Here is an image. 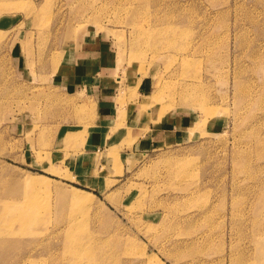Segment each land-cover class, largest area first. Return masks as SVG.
<instances>
[{
	"label": "rangeland",
	"instance_id": "1",
	"mask_svg": "<svg viewBox=\"0 0 264 264\" xmlns=\"http://www.w3.org/2000/svg\"><path fill=\"white\" fill-rule=\"evenodd\" d=\"M83 57L122 79L96 151ZM23 204L0 264H262L264 0H0V221Z\"/></svg>",
	"mask_w": 264,
	"mask_h": 264
},
{
	"label": "crops",
	"instance_id": "2",
	"mask_svg": "<svg viewBox=\"0 0 264 264\" xmlns=\"http://www.w3.org/2000/svg\"><path fill=\"white\" fill-rule=\"evenodd\" d=\"M83 58L85 59L80 60L82 61L81 63L80 61L73 62L70 67H66L64 74L66 80H64L62 85L69 88L68 90L72 92H81L83 87L88 88V91L94 93L97 98L101 107V118L105 123L95 134V139H92L90 145H88L90 150L96 151V149H101L102 145L112 137H108V133H111L112 130L118 127L119 98L122 94L120 91L122 82H120V80L122 79L118 77L112 78L110 71H105L106 69L101 65L100 61H89L86 60V57ZM75 59H77V57ZM106 60L107 59H105V62ZM93 66H95V70L97 68V70L100 69L101 71H94ZM174 124V122H170L169 126H161L159 129L150 126V128L145 131V134L141 136H137L140 132L139 127L134 126L130 130L132 138H136H134L135 140L132 148L143 152L157 147L160 143L169 141L171 139L170 137H172L170 134L172 128H180L181 121L177 120V124ZM111 143H113V141H111ZM107 147L109 146L107 145Z\"/></svg>",
	"mask_w": 264,
	"mask_h": 264
},
{
	"label": "bare ground",
	"instance_id": "3",
	"mask_svg": "<svg viewBox=\"0 0 264 264\" xmlns=\"http://www.w3.org/2000/svg\"><path fill=\"white\" fill-rule=\"evenodd\" d=\"M192 94L189 93L186 96H185V94H182V100H186V99L192 97ZM25 207H26V204H23L22 206L20 205V207H18V209L20 208L19 211L21 210L20 214H18L19 213L18 212V213H15L14 215L11 216L13 219L20 218V220H18V221H16V220L13 221L10 219L2 220V221H0V229H5L7 231H13L16 233H18V232L21 233V232H26V231L28 232L32 228H34V226L36 225L35 224L36 214L31 212V208H25ZM4 243H6V242H4ZM0 245H1V243H0ZM4 245H1V246H4ZM9 245L10 244H7V246H9ZM261 253H263V251ZM5 260H6V258H5ZM101 264H103V263H101ZM262 264H264V259L262 260Z\"/></svg>",
	"mask_w": 264,
	"mask_h": 264
}]
</instances>
